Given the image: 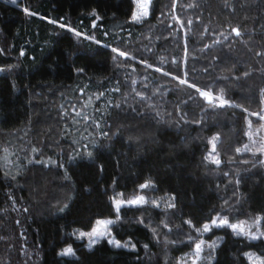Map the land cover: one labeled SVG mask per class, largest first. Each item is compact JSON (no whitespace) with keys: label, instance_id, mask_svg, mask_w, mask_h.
Segmentation results:
<instances>
[{"label":"trees","instance_id":"trees-1","mask_svg":"<svg viewBox=\"0 0 264 264\" xmlns=\"http://www.w3.org/2000/svg\"><path fill=\"white\" fill-rule=\"evenodd\" d=\"M149 5L0 0V264H264L263 238L204 232L264 215V0ZM117 215L129 245L87 246L78 229Z\"/></svg>","mask_w":264,"mask_h":264},{"label":"rangeland","instance_id":"rangeland-1","mask_svg":"<svg viewBox=\"0 0 264 264\" xmlns=\"http://www.w3.org/2000/svg\"><path fill=\"white\" fill-rule=\"evenodd\" d=\"M135 2H136V10H135V12H139L140 11V9H139V3L141 2V0H135ZM149 3H150V0H149ZM149 3H148V9H149V6H150ZM261 117H264V112L261 115ZM263 121H264V119H263ZM250 137H251V140H252V144L255 145L256 147L260 148L262 150L263 155H264V123H262L261 126H258L257 128H255L250 133ZM211 145H212L211 146L212 147L211 148L212 150H209L208 153H209V156L210 157H214L213 146L215 145V142L213 141L211 143ZM141 185H147V184L146 183H143ZM139 196H143L146 201L148 199H153V196L152 195H149V193L147 191L141 189L140 191H137L136 194H133L130 197L124 196L123 194L118 195L114 199V205H115V201H127V200L134 199L136 197H139ZM122 208L123 207H121L120 210ZM120 210H119V212H120ZM222 219H224V218H222ZM98 220H105V221L106 220H116V216H114V217L113 216L98 217L94 221V223H93V225L91 227H89V228H79L78 229V233L80 234L81 232H85V233L90 232L94 227H97L98 226L97 225V221ZM213 220H216L217 223H218L219 220H221V219L214 218ZM227 220H228V225H227L228 227H230V225H233V224L237 225V228L236 229H233L232 227H230L231 230L235 234H237V235H243V236H245L246 238H248L250 240H257V239H260V238H263L264 239V215L263 214H259V215L255 216V217H246V218H238V219L227 218ZM212 221L208 222L205 225L209 229L207 231L208 233L212 232L213 229L219 228V227L213 226ZM241 227L244 229V232L247 233V235H245V234H239ZM107 230L110 233V235L105 236V237L98 238L97 242L100 241V240H107V241L114 240V241H118L120 244H122L124 246L129 245L127 241H124V240L118 238L113 233L112 228H111V225H108V229ZM217 234L212 235L211 238H208L207 236L204 235L203 237L200 238L198 244H200L201 245V248H202V247H204L207 244L211 245V244L215 243V241H217ZM250 237H256V238L255 239H252ZM84 238L86 239L87 246H89V247L93 246V245L90 246V238L89 237L85 236ZM65 249H68V248H65ZM64 250H63V252H64ZM196 252H197V250H196ZM197 256H198V253H197ZM197 256H194V258H197ZM248 257L251 259V262H252L251 264H262V258H263V256L260 255V254H258L256 251H249L248 252ZM192 262H193V258L190 256V257H188V259L184 260V263L183 264H192Z\"/></svg>","mask_w":264,"mask_h":264},{"label":"snow or ice","instance_id":"snow-or-ice-1","mask_svg":"<svg viewBox=\"0 0 264 264\" xmlns=\"http://www.w3.org/2000/svg\"><path fill=\"white\" fill-rule=\"evenodd\" d=\"M148 3H149V0H141V2L139 3L140 11L134 12L132 15L131 19L133 22H140V20L143 17H147L149 15ZM24 11L27 12V9H24ZM61 27H63V25H61ZM233 31L236 33L237 36L239 35V31L237 29H233ZM76 35L80 36L81 34L76 33ZM113 51L115 52L117 50L113 49ZM120 55L123 56L125 54L121 52ZM181 83H186V81H181ZM200 95L205 97L208 101H212V99H213L211 92L201 91ZM215 99L219 101V106H224V105H227L229 103L227 100L223 99L221 96H217ZM261 118L264 119V117H261ZM98 126L99 125L97 124V127ZM214 150L215 149L213 146V151ZM89 155H91V154H89ZM212 162H214L216 165L220 164V160L216 159L214 157L212 158ZM145 187H147V185H141V188H145ZM145 203H147L145 198L143 196H139V197H136L134 199L127 200V201H115V207H116L117 212H119L121 207H135V206L144 205ZM172 206L173 205H171V204L169 205V207H172ZM119 219H120V217H119V215H117L116 220H106V221L105 220H98L97 221V225H98L97 227H94L90 232H87V233L81 232L79 235L81 238H83L85 236L89 237L90 238V246L94 245L97 243L98 238L110 235V233L107 230L108 225H114L117 222V220H119ZM212 224L215 227H223V226L228 225V220H227V218H224V219L219 220L218 223L216 220H213ZM230 227H232L233 229H236L237 225L233 224V225H230ZM208 230H209L208 227L205 226L204 231L207 232ZM239 234L247 235V233L244 232V229L242 227L240 228ZM250 238L255 239L256 237H250ZM108 242L110 244H113L117 248L124 247V245L120 244L118 241L109 240ZM200 249H201V245L197 244L196 245L197 253H199ZM71 254H72L71 248L65 249L64 252L61 253V255H71Z\"/></svg>","mask_w":264,"mask_h":264},{"label":"built area","instance_id":"built-area-1","mask_svg":"<svg viewBox=\"0 0 264 264\" xmlns=\"http://www.w3.org/2000/svg\"><path fill=\"white\" fill-rule=\"evenodd\" d=\"M213 96V95H212ZM215 98L213 97V99L212 100H214Z\"/></svg>","mask_w":264,"mask_h":264}]
</instances>
